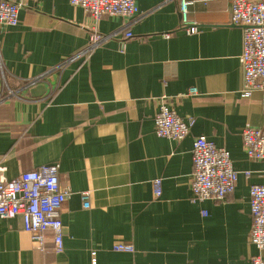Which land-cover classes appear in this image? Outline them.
<instances>
[{"label": "crops", "instance_id": "obj_1", "mask_svg": "<svg viewBox=\"0 0 264 264\" xmlns=\"http://www.w3.org/2000/svg\"><path fill=\"white\" fill-rule=\"evenodd\" d=\"M134 1L132 21L95 22L69 0H34L17 26L0 23V178L54 165L70 192L62 250L53 251L50 233L37 248L20 217L0 218V264H91L92 253L95 264L264 258L248 238L249 190L264 183L263 169L241 136L264 131V100L241 94L243 33L231 24V1L186 0L192 34L181 29L180 0ZM92 33L100 40L91 47ZM163 103L192 121L184 140L155 135ZM198 137L230 154L237 182L223 202L193 200ZM117 244L133 253L115 252Z\"/></svg>", "mask_w": 264, "mask_h": 264}, {"label": "built area", "instance_id": "obj_2", "mask_svg": "<svg viewBox=\"0 0 264 264\" xmlns=\"http://www.w3.org/2000/svg\"><path fill=\"white\" fill-rule=\"evenodd\" d=\"M28 1L34 0H0V23L9 27L17 26L19 10ZM230 1L231 24L240 27L243 33L242 53L239 57L244 84L241 94L247 98L255 92H261L264 100V0ZM69 4L83 10L95 22L113 17L132 21L136 12L134 0H69ZM187 4L186 0H180L178 15L181 18V29L192 34L196 26L188 20ZM124 38L130 39L132 36L125 33ZM99 40V36L92 33L90 46H94ZM189 93L195 95L196 90L191 89ZM153 121L157 137L175 141L187 138L192 126V121L181 120L164 103ZM241 136L244 152L251 160L262 164L264 176V131L245 128ZM191 154L193 168L190 188L193 200L223 202L227 195L234 192L237 182L230 154L224 148H216L203 137L194 140ZM4 170L0 167V172ZM155 183L158 184L157 181ZM69 195L68 189L59 186L58 168L54 165L21 172L12 180L0 178V218L20 217L23 230L39 249L44 247L46 234L50 233L53 251L57 253L63 247L60 214ZM80 196L82 207L88 209L89 193L84 192ZM159 196L160 192L156 191L154 199ZM248 204L253 221L248 238L257 251L264 250V183L250 186ZM113 250L133 253L131 245L117 244ZM94 255L92 253L91 264H95ZM251 264H264V258L256 257Z\"/></svg>", "mask_w": 264, "mask_h": 264}]
</instances>
